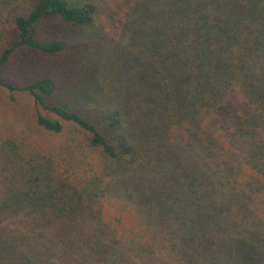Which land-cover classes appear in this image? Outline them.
I'll return each instance as SVG.
<instances>
[{"label":"trees","instance_id":"16d2710c","mask_svg":"<svg viewBox=\"0 0 264 264\" xmlns=\"http://www.w3.org/2000/svg\"><path fill=\"white\" fill-rule=\"evenodd\" d=\"M0 85V264H264V0H0Z\"/></svg>","mask_w":264,"mask_h":264},{"label":"rangeland","instance_id":"374dc122","mask_svg":"<svg viewBox=\"0 0 264 264\" xmlns=\"http://www.w3.org/2000/svg\"><path fill=\"white\" fill-rule=\"evenodd\" d=\"M57 21L53 20L44 27L43 36L52 38V32L57 27ZM21 62V59L16 61ZM18 66L12 71V74L18 72ZM9 71H4L1 75L6 77ZM14 94V98H12ZM44 112V111H43ZM37 107L34 98L25 92H11L0 85V143H6L7 140L26 138L27 141H43L47 134L43 131L36 120ZM47 114V112H44ZM57 140L58 136H53Z\"/></svg>","mask_w":264,"mask_h":264}]
</instances>
